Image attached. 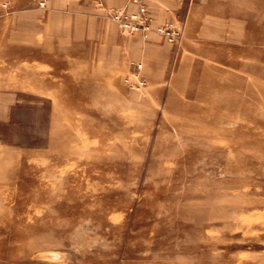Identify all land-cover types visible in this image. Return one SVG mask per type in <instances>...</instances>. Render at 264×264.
<instances>
[{
  "label": "rangeland",
  "instance_id": "374dc122",
  "mask_svg": "<svg viewBox=\"0 0 264 264\" xmlns=\"http://www.w3.org/2000/svg\"><path fill=\"white\" fill-rule=\"evenodd\" d=\"M143 1L0 0V264H264V0Z\"/></svg>",
  "mask_w": 264,
  "mask_h": 264
},
{
  "label": "built area",
  "instance_id": "2783aa9c",
  "mask_svg": "<svg viewBox=\"0 0 264 264\" xmlns=\"http://www.w3.org/2000/svg\"><path fill=\"white\" fill-rule=\"evenodd\" d=\"M99 5L102 0H93ZM109 18L113 20L119 27L124 28L130 32L147 33L148 31H157L160 35L167 36L170 40H175L178 37L169 26L161 25L157 28L152 27L151 17L148 14L147 7L143 0H126V2L119 8L110 10ZM138 67L140 64L137 65ZM139 83L142 81L139 80Z\"/></svg>",
  "mask_w": 264,
  "mask_h": 264
},
{
  "label": "bare ground",
  "instance_id": "6f19581e",
  "mask_svg": "<svg viewBox=\"0 0 264 264\" xmlns=\"http://www.w3.org/2000/svg\"><path fill=\"white\" fill-rule=\"evenodd\" d=\"M39 226V225H38ZM47 254V253H46Z\"/></svg>",
  "mask_w": 264,
  "mask_h": 264
}]
</instances>
